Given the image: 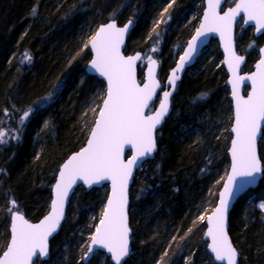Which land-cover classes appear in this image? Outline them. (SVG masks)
Instances as JSON below:
<instances>
[{"label": "trees", "instance_id": "trees-1", "mask_svg": "<svg viewBox=\"0 0 264 264\" xmlns=\"http://www.w3.org/2000/svg\"><path fill=\"white\" fill-rule=\"evenodd\" d=\"M203 3L0 0V132L7 141L0 143V256L10 238L12 201L29 220L42 218L61 164L83 147L95 122L105 84L88 75L86 66L91 60L88 42L97 27L110 19L120 25L134 21L127 53L145 54L159 40L156 58L159 77L165 81L179 49L192 36L189 16L197 8L202 15ZM237 37L239 52L247 56L243 71L250 72L264 34L256 38L238 27ZM215 51L213 58L221 60L218 45ZM25 53L31 62L24 60ZM207 58L191 67L179 84L174 113L157 134L155 160L137 172L132 184L131 209L138 207L139 214L130 211L133 252L125 264H215L203 239L205 220L198 217L206 206H211L209 213L215 207L227 174L233 113L227 72L222 62ZM202 94L206 97L198 99ZM259 150L264 164V131ZM106 198L98 188L88 192L79 187L61 231L51 240L49 259L35 264H84L91 238L82 233L99 222ZM258 199H264V177L230 214L229 232L241 254L239 264H264V213ZM99 253L104 261L95 254L88 264H112Z\"/></svg>", "mask_w": 264, "mask_h": 264}, {"label": "snow or ice", "instance_id": "snow-or-ice-1", "mask_svg": "<svg viewBox=\"0 0 264 264\" xmlns=\"http://www.w3.org/2000/svg\"><path fill=\"white\" fill-rule=\"evenodd\" d=\"M174 2L175 0H172V3ZM220 3L221 0H208L213 18L224 22L228 29L232 21L242 12L247 18L243 22L252 21L255 22L258 30L264 29V0H239L234 8L228 9L223 15L216 11ZM35 13L36 9L33 8L32 14L35 15ZM208 18V13H205L204 19L208 20ZM131 23L132 21H129L123 28H118L115 23H109L102 26L92 37L91 43L96 49L97 58L92 60L91 67L99 71L101 75L107 76L108 91L94 127L90 130L87 147L73 155L63 165L60 181L56 184L57 200L52 202V212L49 216L45 217L40 224L33 225L29 224L22 215L13 214L11 239L6 251L0 256V264H32L34 256L47 255V238L56 231L63 216V202L69 188L77 178L84 180L85 183L96 182L97 178L111 179L115 197V199H109L102 213L103 218L100 224L104 227L96 229V233L91 237L88 252H93L94 247L104 248L111 254L115 264H121L123 258L129 254L130 229L126 214L127 182L134 163L150 156L156 150L154 133L168 113V97L171 95V92L164 93L160 109L153 115L143 114L156 85L153 89H149L148 85L144 88L136 85L132 74V64L135 59H139V56L125 58L120 54L119 48L123 42V36ZM201 28H204L203 24ZM209 30L220 31L217 27ZM203 34L197 30V36ZM225 47L237 62L243 59L230 51L227 42ZM195 50V45L190 44L185 56L190 60ZM24 60L31 62L28 53L24 54ZM181 62L187 61L181 57ZM152 63L156 62L153 60ZM260 64L264 65V59L260 61ZM257 68L259 69L260 65H257ZM173 76L179 79L175 72ZM249 79L252 80L253 91L247 99L239 97L235 89L233 90V95L237 99L234 127L231 129L234 133V139L231 142L232 171L220 193L214 218H208L213 223V227H210L207 233L212 239L209 245L210 252L214 261L226 262V264H237L238 257V252L229 241L225 229L230 201L235 199L237 193L247 185L255 184L259 175L264 174L256 153L257 134L264 123V71L259 73L258 80L253 77ZM169 83L174 88L175 80H170ZM205 97L206 94H202L198 99ZM31 111L29 109L24 113V119L30 115ZM4 135L0 132V143L7 142ZM125 145H130L136 153L127 162L122 159ZM117 180H119L118 189ZM12 204L15 205V201H12ZM257 207L264 210V201ZM9 211L12 212V209L10 208Z\"/></svg>", "mask_w": 264, "mask_h": 264}, {"label": "water", "instance_id": "water-1", "mask_svg": "<svg viewBox=\"0 0 264 264\" xmlns=\"http://www.w3.org/2000/svg\"><path fill=\"white\" fill-rule=\"evenodd\" d=\"M226 2H227V0H221L220 5L216 9V11L220 15H223L226 11H228V9L234 8L236 6V4L239 3V0H236V2L232 6H228V7L224 8ZM205 13H208V17H209L208 20L204 19ZM246 19H247L246 15L242 12L240 16H237L232 21L231 27H230V29H228L224 22L219 21V20H215L213 18L212 13H211V11L209 9L208 0H204V9H203V12H202L200 23L197 26V28L195 29V31L192 34V36L188 39V41H187V43H186V45H185V47H184V49L182 51V54L178 58L176 64L173 66V68L169 71L164 83L159 78L160 62L155 57L149 59L146 62L145 67L143 69V80H140V78H139V66L141 64V61L143 59V55L144 54L141 51H136V52H133V53H127L126 52L128 38H129V35H130V33H131L132 29H133V26H134V22L132 20H129V21H132V23H131V25L128 26V29L125 32L124 36H123V42L121 43L120 48H119L120 54L123 57H125V58L139 56V59H135L133 61V64H132V74H133V79H134L136 85H138L140 88H144L145 85H148L149 89H153V86L156 85L154 87V89H153L152 98H151V100L148 101V106L143 110V114L145 116L153 115L156 111H158L160 109V103L163 100L164 93L165 92H171V95L168 97V108H169L168 113H167V115H165V117H164L163 121L161 122V124H159L157 126V128L155 130V133H154L155 142H156V150L150 156H147L146 158H144L142 160H139L138 162L134 163V165L132 166L131 176L129 177L128 182H127V208H126V214H127V225H128V228L130 229V232H129V235H128L129 254L126 257L123 258L121 264H125L126 260L131 256V254L133 252L132 244H131L133 230H132L131 224H130V211H131V193L130 192H131V187H132V184H133V182L135 180L137 171L139 170V168L144 163H146L149 160H154L155 159V156H156V154L158 152L157 133L163 127V125L165 124L166 120L170 117V115L173 112L172 100H173V97H174V95H175V93L177 91L179 83L183 80L184 76L187 73V70L196 64V62H197L198 58L200 57V55L202 54L203 50L207 46L210 45L212 40H217L218 44H219L220 51H221V53L223 55L222 63H223V66L225 68V71L227 72V75H228V78H227V81H226V85H227V87L229 89V98H230L231 103H232L233 121H232V125H231V128H230L231 140H230V145H229V148H228L229 168H228L226 177H225V179L223 181V184H222V186H221V188H220V190L218 192V199H217L216 205L212 209V211L207 215V217L205 218L206 228H205L203 239H204V241L207 242V251L212 256V254L210 252V249H209V245L212 243V239H211L210 236H208L207 233H208L209 228L213 227V223L210 222L208 218L209 217H213L214 218V212H215V208L218 206L220 193L223 191L224 185L227 182L228 176L231 174V171H232L231 166H232V163H233V159H232V154H231V148H232V143L231 142L234 139V133L231 131V129L234 127L235 107H236V99H237V97L233 95V90L235 89V91L237 92L239 97L247 99L248 96L250 94H252V91H253L252 80L249 79V77H253V78L258 80L259 79V73L261 71H264V65L260 64V61L262 59H264V51H261L262 49H264V43H263L261 45V47L259 48V58L253 64L252 71L243 72V68H244V66L247 63V57L244 54H240L238 52V50H237L236 33H237V26L239 25V22L242 21V27L244 29L254 28V36L257 37V38H259L260 36H262L264 34V29H259L258 30L255 22H252V21H248L247 23L243 22ZM129 21H127L124 24L120 25L117 20H114V19L108 20L107 22L102 23V24H100L97 27V29H96V31H95L93 36L96 35V33L99 31V29L102 26H105V25H107L109 23H115L118 28H123L126 25H128ZM202 24L204 25L203 29L201 28ZM212 27H217V28L220 29V31H210L209 29L212 28ZM197 30H200L204 34L200 35V36H197ZM221 33H223V35ZM91 39L88 42V47H89V50H90V53H91V60L87 63L86 73L88 75L96 76L98 79L102 80L104 82V84H105L106 93H107V91H108V78H107V76L101 75L99 71H97L96 69H93L91 67L92 60L97 58L96 57V49H94L92 47ZM226 42L229 44L230 51L235 53V56L243 57L242 60L237 62L232 56H230L229 51H226V47H225ZM190 44H194L196 50H195L194 53H192V58L189 60V58L187 56H185V52L189 51V45ZM181 57H184V60L187 61V62L186 63H182L181 62ZM153 60L156 63H152ZM229 64H231V67H229ZM257 65H260L259 69L257 68ZM173 72H175L176 76H178L179 79H175V77L173 76ZM170 80H175L174 88L172 87V85H170V83H169ZM106 93H105L104 99L106 98ZM154 104H156L155 107L153 108L152 111H150ZM102 107H103V101H102V103L100 105L99 112H100ZM97 118H98V114L96 116V119ZM92 127H94V124L92 125ZM263 131H264V123H262L261 129L258 132L257 139H256V153H257V158L260 161L262 169H264V164H263V161H262V159L260 157L259 144H260V141L262 140V137H263ZM89 137H90V132L88 134L87 140H86L85 144L83 145V147H81L78 151L70 154L68 156V158L61 164V166L59 168V171L57 173V176H56V180H55V182H54V184L52 186V190H51L52 197H51V201H50V205H49V210L42 218H40L38 221H31L22 212H20V211H18L16 209V203H15V205H13L11 203L13 211H12V214H11V217H10V228H9V230H10V238H9L8 244H9L10 239H11V224L13 222L12 221V216H13L14 213H18V214L22 215L24 217V219L28 221L29 224H33V225L40 224L41 221H43L45 217L50 215V213L52 212V202L54 200H57L56 184L58 183V181H60V172H61V170L63 168V165L73 155H75L76 153L82 151V149L87 147V141H88ZM133 155H136L134 148H132L130 145H125L124 149L122 151V159L125 162H127L128 160H130L132 158ZM263 177H264V174L259 175L257 177V180H256L255 184L247 185L242 191L237 193L235 199L230 201V205H229L227 216H226L225 229H226V233H227L229 241L231 242L232 246L234 248H236V250L238 252L237 264H239L241 254H240L239 250L237 249V247L235 246V244H234V242H233V240L231 238L230 232H229L230 214H231V211L233 210L235 204L237 203V201L243 195L248 193L250 190L256 189L259 186V184H260L261 180L263 179ZM106 185L109 188V193H108L106 201H105V206H104L103 212L105 211V209H106V207L108 205L109 199H115V197L113 196V184H112L111 179H98L97 178L96 182H91L90 181L89 183H85L84 180L79 179V178L76 179L75 183H73L71 185V187L69 188L68 195H67L66 199L63 202V216H62V219L60 220L56 231L53 232L47 238V241H46V244H47V255L43 256V257H40L39 255L34 256L32 258V264H35L37 260L47 261L49 259V257H50V249H51V240L61 231V229L63 227V224H64V222L66 220V217H67V212H68V208H69L71 199H72L73 195L75 194L76 190L79 187H83L84 189H86V191L89 192L92 189L102 188L103 186H106ZM118 188H119V180H117V189ZM102 218L103 217L101 215L100 220ZM100 220H99V222L97 224L96 229L98 227L103 229V227H104L103 225L100 224ZM17 223H19V222L17 221ZM96 229H95L94 234L96 233ZM90 245H91V239L89 241L88 247ZM88 247H87V252H86V254L84 256V260H83L84 264H88L89 261H91L93 259L94 255L97 252H104L110 258L112 264H115L114 260L111 258V254L108 253L106 249L100 248V247H94L93 252L89 253L88 252ZM5 251H6V249H5ZM213 261H214V259H213ZM214 263L215 264H226V262H217V261H214Z\"/></svg>", "mask_w": 264, "mask_h": 264}, {"label": "rangeland", "instance_id": "rangeland-1", "mask_svg": "<svg viewBox=\"0 0 264 264\" xmlns=\"http://www.w3.org/2000/svg\"><path fill=\"white\" fill-rule=\"evenodd\" d=\"M236 0H227V4L228 5H231V4H233L234 2H235ZM114 16V15H113ZM112 16V17H113ZM200 19H201V14L199 13V9L197 8L193 13H191L190 14V16H189V19H188V21H187V24L191 27V28H193V31H192V34L194 33V31H195V29L197 28V26H198V24L200 23ZM168 22H171V20H168ZM241 23H242V21H241ZM241 23L239 24V28L240 29H243L242 28V26H241ZM157 24H163L162 23V18L159 16L158 18H157ZM176 24H174V26H175ZM249 29V31H250V33H253L254 34V28H248ZM237 43H238V46H240L239 45V43H240V41H239V38L237 37ZM257 43V42H256ZM263 43H261V45H262ZM216 45H218L219 46V44H218V41L217 40H215L213 43H212V45H211V47L210 48H212V49H210V50H208L206 53L205 52H203L202 53V55L200 56V58L198 59V63H202L201 61L204 59V58H207L206 56H208L209 58H207V59H210L209 61H213V63H215V61H216V64H219L220 62H222V59L221 60H216V59H214L213 57H215L216 55ZM183 46H185V45H183ZM183 46H181V48L179 49V56H178V58L180 57V55L182 54V51H183V49H184V47ZM261 47V46H260ZM259 47V48H260ZM153 49H155L154 51H153ZM158 52H159V40H157V42L155 41V43H152L151 44V46L148 48V50H147V52L144 54V58H143V61H142V63H141V65H142V67L145 65V63H146V61L149 59V57L150 58H152V57H156L157 56V54H158ZM213 52V53H212ZM258 52H259V50H258ZM259 55V54H258ZM178 88H179V86H178ZM177 88V89H178ZM104 96H105V92H104V94H102L101 95V98H102V100L104 99ZM231 112H232V109H231ZM173 113H174V111H173ZM229 131H230V127H229V129H228ZM158 153V152H157ZM155 160V159H154ZM147 163H144L140 168H139V171H145L146 170V168H147ZM100 189V193H102V194H106V195H108V193H109V189H108V187L107 186H104V187H102V188H99ZM137 196V195H136ZM140 198L139 197H136V200H139ZM262 201H264V199H258V200H256V202H257V205L259 204V203H261ZM104 206H105V203H104V205H103V207H102V211L100 212V215H99V217H98V220H100V218H101V215H102V212H103V210H104ZM152 207V205L150 206V208ZM211 209V206L210 205H208V206H206V208L204 209V210H202L201 211V213L199 214V220H205V218L207 217V215L209 214V210ZM260 209V208H259ZM132 210V212H135V213H137V215L139 214L138 212H139V208L138 207H134V208H132L131 209ZM261 210V209H260ZM263 213H264V210H261ZM142 216H145V214H142ZM201 217H203V219H201ZM95 220V218L94 217H92L91 218V221H90V223H93L92 221H94ZM98 224V223H97ZM97 224L96 225H93V226H91V227H89V228H87L83 233H82V235L85 237V238H87V237H89V238H91L92 236H93V234H94V232H95V229H96V227H97ZM90 228H93L92 230L90 229ZM103 253V252H102ZM96 254H100L99 252L98 253H96ZM56 258H58V256L56 257ZM99 259H100V262H103L104 261V256H103V254H100L99 255ZM213 259V258H212Z\"/></svg>", "mask_w": 264, "mask_h": 264}, {"label": "bare ground", "instance_id": "bare-ground-1", "mask_svg": "<svg viewBox=\"0 0 264 264\" xmlns=\"http://www.w3.org/2000/svg\"><path fill=\"white\" fill-rule=\"evenodd\" d=\"M176 93H177V92H176ZM176 93H175V94H176ZM174 96H175V95H174Z\"/></svg>", "mask_w": 264, "mask_h": 264}]
</instances>
